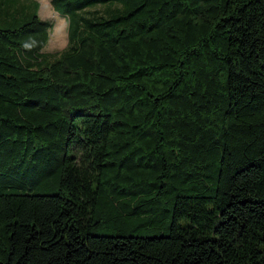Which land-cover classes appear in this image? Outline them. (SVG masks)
I'll list each match as a JSON object with an SVG mask.
<instances>
[{"label": "trees", "instance_id": "obj_1", "mask_svg": "<svg viewBox=\"0 0 264 264\" xmlns=\"http://www.w3.org/2000/svg\"><path fill=\"white\" fill-rule=\"evenodd\" d=\"M14 1L0 264H264V0Z\"/></svg>", "mask_w": 264, "mask_h": 264}, {"label": "rangeland", "instance_id": "obj_2", "mask_svg": "<svg viewBox=\"0 0 264 264\" xmlns=\"http://www.w3.org/2000/svg\"><path fill=\"white\" fill-rule=\"evenodd\" d=\"M52 0H15L10 3V11L13 10V16L16 19H21L19 11L23 9L29 14L34 13L36 5L38 7L37 15L41 21L49 23L51 30L49 31V39L44 49L48 54H59L65 51L68 44V22L66 18L57 15L51 8ZM94 10L101 12L102 7H97Z\"/></svg>", "mask_w": 264, "mask_h": 264}]
</instances>
